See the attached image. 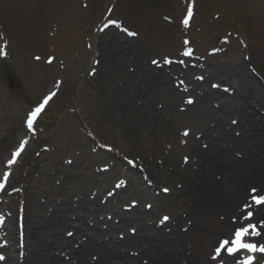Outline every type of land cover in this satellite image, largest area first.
I'll use <instances>...</instances> for the list:
<instances>
[{
    "label": "bare ground",
    "instance_id": "6f19581e",
    "mask_svg": "<svg viewBox=\"0 0 264 264\" xmlns=\"http://www.w3.org/2000/svg\"><path fill=\"white\" fill-rule=\"evenodd\" d=\"M64 1L69 3V0ZM257 2L239 0V14L249 28V45L253 47L249 59L240 57L234 60V53L230 52L235 44L227 55L206 59L203 50L206 43L215 41L218 44L214 34L218 30L217 24L196 35L195 39H202L201 45H196L199 49L197 67L206 70L203 75L207 79L200 84L191 80V76L194 71H202L191 67L184 71L179 67H172L171 72L159 70L149 63L147 65L149 54H142L148 51L179 53L178 31L181 28L161 22L157 14L161 11L175 13L178 3L174 5L172 0H118V10L115 8L113 15L119 19L123 15L144 39L138 47L133 40L115 30L113 34L97 36L95 54L101 62L97 69L100 81L98 94L93 98L97 100L101 113L97 116L95 128L101 133L98 143H106L115 151V154L99 152L98 157L111 160L118 169L122 171L124 168L127 174L135 176V184L147 198H150L148 192H153L143 181L151 182L155 193L160 185H170L172 179H177L182 184L181 189L171 197L159 201L153 195L156 203L153 214H157V206L161 204L178 207L187 216L178 217L166 233V229L147 221L146 217L151 214L148 211L122 210L120 205L126 200L123 191L116 192L106 205H102L100 198L113 182L112 176L116 172L101 176L92 174L87 168L80 169L79 163L75 166L67 164L59 158L63 146L58 144L55 146L58 153H43L41 161L28 154L27 165L23 168L24 175L29 171L28 178L34 171V176L40 171V163L50 162L57 171L54 176L42 174L39 179L42 180H37L45 189L34 190L35 179L28 187V183L24 186L26 246L21 251L23 264H207L210 260L208 251L216 237L231 233L233 227L253 223L261 229L260 238L264 237V206L245 205L247 186L264 192V114L261 112L264 111V86L251 72L256 70L255 67L259 68L264 80V20L258 13ZM157 3H161L164 10H159L160 6L155 8ZM1 4L6 21L14 27L17 22L22 25L21 20L37 11V7L43 13H49L50 23L54 21L51 33L59 38L57 44L61 56H64V69L42 66V78L45 83L55 75L62 80L60 94H57V99L61 96L62 100L66 92L81 80V72L91 53L82 49L84 42L67 29L61 10L53 0H46L44 6L34 5L29 0H10ZM150 12L149 19L145 20L144 15ZM37 41L40 50L49 49L50 45L55 52L59 48L44 33ZM129 55L133 58L130 63L136 67L134 72L128 69ZM117 59L121 63H117ZM185 63L189 64L186 60ZM174 75L191 80L189 94L197 98V104L187 107L184 112L180 107L187 97L171 85ZM210 79L233 83L236 97L229 98L220 91L207 89ZM216 98L223 101L220 106L214 104ZM228 116L238 118L241 137L227 128ZM179 123L192 125L199 130L198 135L195 132L181 135L175 129ZM19 131L23 132L25 139H34L25 128ZM11 138H8L10 143ZM71 143L75 145V141ZM77 144L89 152L92 146L97 147L96 141L84 137ZM203 145L207 148L204 149ZM237 154L242 155L241 158ZM116 155L133 161L142 172L125 167ZM185 157L188 163L184 161ZM93 158L84 154L86 160L93 161ZM21 169H16L12 184L20 181ZM93 189L98 193L91 198ZM17 199L12 197L5 208L14 211ZM241 205L255 213L252 219H245L247 210L242 212ZM113 211L115 214H110ZM109 216H112L111 220ZM217 217H222L224 223L216 224ZM14 223L12 218L9 235L11 259L7 264H20L21 259ZM205 224L213 226L208 229ZM184 228H187L186 232ZM65 229L73 230L74 236L68 238ZM129 229H134L135 233L129 234ZM124 231L126 240H118L117 234ZM193 234L198 236L197 244L200 245L194 251L186 242Z\"/></svg>",
    "mask_w": 264,
    "mask_h": 264
},
{
    "label": "rangeland",
    "instance_id": "374dc122",
    "mask_svg": "<svg viewBox=\"0 0 264 264\" xmlns=\"http://www.w3.org/2000/svg\"><path fill=\"white\" fill-rule=\"evenodd\" d=\"M8 1L10 0H0V49L4 47V44H6L8 45L9 53L6 60L0 57V116H4L0 118V141H2L5 145H8V138H11L12 136H15L16 141L19 139L18 129L19 127H22L24 125V118L26 113L33 105L37 104L46 93L50 92L53 89V84L55 83L56 78H52L51 76L50 82L48 83L43 82L42 78V66L46 68L53 67L52 65H47L46 59L52 56L56 58V61L60 59L58 58V55L51 52L50 47L46 50H40L37 47V43L39 42L37 40L42 36V34L44 33L46 37L48 36L47 31L49 33L50 26L49 13H43L39 10V7H37V11L28 14L25 17L24 21L21 20L22 25L19 24L20 22H17L14 27L13 24L12 26L8 24L5 15L3 14L4 9L1 3H7ZM29 1H32V4L34 5L44 6L43 2H45L46 0ZM172 1L174 5L175 2L179 1V7L175 9V13L172 11H161L160 13H157L161 22L173 26L175 25L172 23L180 25L182 17L187 12V7L189 5H192V3L194 2L195 12L197 11V14H195L193 24L191 25V27H189L190 34L200 35L204 31L206 32L207 29H210V27L214 24H217L218 30L214 32L217 40L221 43H225V41L230 40V43L228 44H230L231 47L233 46V44H235L234 49L231 48L232 52H230L234 53V60H237L240 57L244 59V56L246 55L249 57L251 56V45H248V43L250 42V40L248 39L249 28L246 24H244L243 20L240 17L239 0ZM257 1L258 2L256 7L259 10L258 13L263 17L264 20V0ZM54 2L55 0H53V3ZM56 2L61 12L67 13L65 14V20L68 27L74 30L78 36H80L81 33H86L85 35H83V38L85 39L88 37V35L92 36L90 41H93L95 43V35L96 33H98L99 26L102 22L100 20L103 16L104 21L108 19V15L106 13L108 11V7L113 6L117 9L118 0H69V3H65L64 0H56ZM65 5L66 7H63ZM158 6H160L159 10H164L161 3H157L155 8ZM150 15L151 12L146 13V15H144L145 20L149 19ZM114 18L119 20V17L114 16ZM124 18L125 17L123 15H120V19L123 20ZM166 19H169L171 23L166 21ZM124 21H127V19H124ZM127 22L125 23L128 25V28L131 31L133 30L137 32V34L139 35L138 38H131V40H133L132 43L134 45H138L139 47L144 39L143 37L141 38L143 34L139 32V30H135L134 26L131 25V22H129V20ZM212 22L214 23L211 24ZM17 24L19 25V27L17 26ZM184 37L189 36H180L178 45H181V47H183ZM234 37L237 39H235ZM138 40H140L139 43H136V41ZM201 40L202 39L198 38L199 45L201 44ZM166 41L167 39L164 40V43ZM206 44L207 45L204 46V50L207 49L206 51L217 46L215 41L210 44L209 42H207ZM129 45H131V42L129 43ZM89 47L90 48H88L87 50L91 54L88 59H86V69L82 73L83 79L77 84L76 87L72 89L70 88L66 92L62 100L61 96H59L60 98L54 101V103L51 105L48 113L43 117L40 126L38 127L40 136H42V141L39 144H36L35 149L37 148L41 152L46 146L49 149L48 151H50L51 147L48 146V144L53 145L58 144L60 141L64 142V147L67 150L63 155H61V159L66 158V161L78 159L79 164H83L84 167H89L91 172L97 173L100 172L98 170L100 169V165L103 162H101V160L98 158L95 159L94 162L87 160V162L89 163H86L82 158L83 155L81 156L85 149L81 146L83 148L82 149L80 145L77 144L82 136L86 137V135H84L85 133L80 130L81 126V129L87 133L88 138H93V135L97 138L101 137V133L98 129L95 128L97 122L96 120L98 119L97 116L100 115L101 109H99L97 105V100H94L93 98L98 94L100 80L99 77L94 80L90 75L91 69L94 66L93 61L95 60V57L97 60V56H95V49L93 48V44H91V42ZM109 52L111 54L113 50ZM142 54H149L146 57L147 65L148 63H150V61L152 62L156 59L159 60L162 57L166 56L164 55L165 52L160 53L156 51H148ZM224 55H227V53L220 55V57H223ZM35 57L41 58V60L37 61ZM130 59H133L131 55H129L128 57V69L132 71L135 70L136 67L133 66V62L132 64L130 63ZM118 60L119 59H117V63H121V61ZM255 68L256 73H260L259 68ZM52 71L53 70L51 69L50 72ZM217 81L218 80L214 81L213 84ZM227 85L229 86V83ZM232 117L233 116H228L226 120L229 122L233 119ZM102 140L104 142L106 141L105 139ZM71 141H75V145H73ZM12 144L15 145V143H13V140ZM0 155H2L1 152ZM23 164L24 163H22L21 165L23 166ZM39 170L40 173L45 175H51L53 172H55L52 167L43 163L39 165ZM37 176H39V174L33 176V178L35 179L36 187H42L43 185L39 184V181H41L42 179L39 180L40 178H38ZM131 186L132 188L128 189L127 194V196L129 197L131 196V200H141L140 205L143 209L146 205L152 204L151 200L142 199L141 192L136 185L133 184ZM162 186H165L163 188L170 189L171 193L174 189L176 190L175 181H173V179L170 185L164 184L160 185L159 187ZM250 187L252 186H247V189H249ZM160 192H162V190H160ZM163 197V200L166 199L165 196ZM152 205L154 206V204ZM153 213H155V211ZM153 213L151 217L157 216L154 221H160L162 215L166 214L172 217H177L180 214V211L178 207L164 206L160 207L156 215H154ZM215 222L216 224H221L218 221V217L217 219H215ZM205 226L208 229H211L213 224H205ZM66 231L67 229H65V232ZM219 236L220 235L216 237V242ZM198 240V236L193 234L189 239L186 240V242L189 246L196 250V248H200V245L197 244ZM215 244L216 243H213L210 250L208 251V254H210Z\"/></svg>",
    "mask_w": 264,
    "mask_h": 264
},
{
    "label": "snow or ice",
    "instance_id": "6c2138e0",
    "mask_svg": "<svg viewBox=\"0 0 264 264\" xmlns=\"http://www.w3.org/2000/svg\"><path fill=\"white\" fill-rule=\"evenodd\" d=\"M184 22L187 23V20H185ZM0 54H2V53H0ZM184 54L189 55L190 53L186 52ZM50 98H51V96L46 97L45 100L43 101V103H41V105L39 107H37L30 114V117L27 121L28 129H30V130L32 129L34 118L43 110L44 106L48 103ZM188 102L191 103V101H188ZM185 135H187V132H185ZM24 143H26V141ZM24 143L21 144L20 150L14 153L13 159L8 162L9 165L15 163V157H18L20 155V153L23 151ZM129 163H131V162H129ZM4 179H5V181L7 180V175H5ZM121 183H123V182H121ZM116 187H120V185L118 184V185H116ZM0 188H3V184H0ZM165 191H167V189H165ZM255 202L257 204L264 202V197L257 199ZM250 217H251V213L249 212L248 215L245 217V219H250ZM164 219L167 220V217H165ZM250 232H251L252 236H258L259 235V232L256 229V225H254V224H249L246 227L238 228L235 231L234 239L231 241L232 246L227 248V253L229 256L235 255L237 252H240L241 250L246 251L250 254H254L257 251L264 253V245H261L258 248L257 245H255L253 243L245 242V237H247ZM228 243H229L228 240H224V241L220 242V246L216 248L217 255L220 254L221 250L226 245H228ZM215 258L216 257H213V259H215ZM0 259H3V257H0ZM237 264H253V256L249 255L248 257L239 260L237 262Z\"/></svg>",
    "mask_w": 264,
    "mask_h": 264
}]
</instances>
